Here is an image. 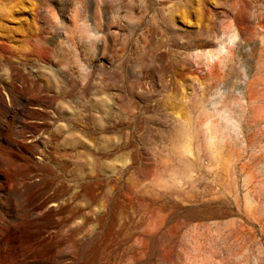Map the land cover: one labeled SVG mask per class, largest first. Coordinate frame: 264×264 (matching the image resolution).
Returning a JSON list of instances; mask_svg holds the SVG:
<instances>
[{
    "label": "rangeland",
    "instance_id": "374dc122",
    "mask_svg": "<svg viewBox=\"0 0 264 264\" xmlns=\"http://www.w3.org/2000/svg\"><path fill=\"white\" fill-rule=\"evenodd\" d=\"M0 42V264H264V0H0Z\"/></svg>",
    "mask_w": 264,
    "mask_h": 264
},
{
    "label": "bare ground",
    "instance_id": "6f19581e",
    "mask_svg": "<svg viewBox=\"0 0 264 264\" xmlns=\"http://www.w3.org/2000/svg\"><path fill=\"white\" fill-rule=\"evenodd\" d=\"M76 18V17H75ZM78 23V22H77ZM74 23H72L71 25H74ZM80 25V23H79ZM75 27V26H74ZM78 27V25H77ZM80 28H81V25H80ZM78 29V28H77ZM74 30V29H73ZM40 31L39 34L42 32L41 30H38ZM80 31V30H79ZM36 32V31H35ZM38 34V33H37ZM31 41V40H30ZM31 43V48L27 51V53L25 54L24 58L25 60L30 58V57H36V58H39L40 60L44 61V60H47V59H50L51 56H52V52L45 48L41 43H40V40L38 39L37 36H34L32 38V41L30 42ZM1 51H5V52H8V53H14L13 51V48L8 45L7 43H3V42H0V53H2ZM16 52V51H15ZM2 55V54H1ZM0 55V57H2ZM21 58V59H22ZM1 59V58H0Z\"/></svg>",
    "mask_w": 264,
    "mask_h": 264
}]
</instances>
